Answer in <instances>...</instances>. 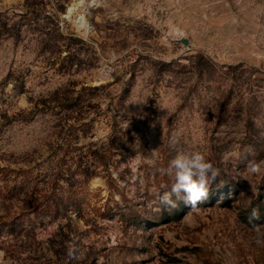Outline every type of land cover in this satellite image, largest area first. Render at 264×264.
<instances>
[{
    "label": "rangeland",
    "instance_id": "1",
    "mask_svg": "<svg viewBox=\"0 0 264 264\" xmlns=\"http://www.w3.org/2000/svg\"><path fill=\"white\" fill-rule=\"evenodd\" d=\"M193 151L220 175L166 209ZM253 160L264 0H0V264H264Z\"/></svg>",
    "mask_w": 264,
    "mask_h": 264
},
{
    "label": "clouds",
    "instance_id": "2",
    "mask_svg": "<svg viewBox=\"0 0 264 264\" xmlns=\"http://www.w3.org/2000/svg\"><path fill=\"white\" fill-rule=\"evenodd\" d=\"M161 171L173 181L170 191L159 195V202L166 209L177 208V201L181 198L186 205L195 209L198 203L208 198L210 184L220 175L219 169L208 162L199 151L178 152ZM245 171L253 175L264 174V160L249 161ZM250 219L259 220V212L253 210ZM259 242L258 240L257 243Z\"/></svg>",
    "mask_w": 264,
    "mask_h": 264
},
{
    "label": "trees",
    "instance_id": "3",
    "mask_svg": "<svg viewBox=\"0 0 264 264\" xmlns=\"http://www.w3.org/2000/svg\"><path fill=\"white\" fill-rule=\"evenodd\" d=\"M38 6V3L36 1H31L29 4H28V8L29 9H32L35 10Z\"/></svg>",
    "mask_w": 264,
    "mask_h": 264
},
{
    "label": "water",
    "instance_id": "4",
    "mask_svg": "<svg viewBox=\"0 0 264 264\" xmlns=\"http://www.w3.org/2000/svg\"><path fill=\"white\" fill-rule=\"evenodd\" d=\"M183 41H184V42H186V39H185V38H183Z\"/></svg>",
    "mask_w": 264,
    "mask_h": 264
}]
</instances>
